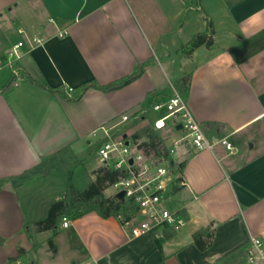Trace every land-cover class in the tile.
<instances>
[{
    "label": "crops",
    "instance_id": "crops-1",
    "mask_svg": "<svg viewBox=\"0 0 264 264\" xmlns=\"http://www.w3.org/2000/svg\"><path fill=\"white\" fill-rule=\"evenodd\" d=\"M210 23L213 44L191 51L193 37L209 34ZM19 41L15 64L22 77L11 82L8 53ZM139 65L143 74L127 86L90 88L75 102L47 88L106 85ZM187 76L185 99L206 134L228 136L236 147L230 153L220 144L202 151L179 146L162 160L150 154L156 162L170 160L187 182L175 188L171 206L183 207L188 222L178 232L136 236L132 222L79 211L68 227L45 231L57 246L52 258L55 264H217L225 258L246 264L250 236L264 238V0H0V179L16 177L0 187V229L25 223L19 190L40 182L38 175L65 174L57 170L74 162L94 181L91 132L118 124L114 135L122 130L135 144L130 138L138 141L141 130L132 121L152 113L146 124L152 128V104ZM155 132L167 136V147L179 136ZM205 228L214 236L201 250L195 234Z\"/></svg>",
    "mask_w": 264,
    "mask_h": 264
},
{
    "label": "built area",
    "instance_id": "built-area-1",
    "mask_svg": "<svg viewBox=\"0 0 264 264\" xmlns=\"http://www.w3.org/2000/svg\"><path fill=\"white\" fill-rule=\"evenodd\" d=\"M34 43H41L38 37H33ZM23 41L15 44L8 53V63L13 69L15 82L21 79L22 74L16 68L15 60L19 57V49ZM155 113L152 128L155 131L178 132L179 136L172 145L166 147L169 155L173 156L179 146L190 147L195 151L212 150L215 145H222L228 152H236L234 143L228 136L210 138L200 121L196 118L187 100L178 89L165 100L152 104ZM129 119L123 115L122 121ZM118 124L102 125L91 132L96 139L98 154L101 160L115 169L124 170L125 176L113 187L117 192L125 191V199L134 203L130 220L133 223L132 233L141 235L147 232H157L171 229L180 231L188 222L183 207L171 206L175 188L187 185L184 178L176 173L174 165L168 159L156 162L154 155H147L139 144H131L124 136H115L113 130ZM181 125V129L177 127ZM130 142L129 144L127 142ZM133 159V163H130ZM71 220L63 216L62 226L68 227ZM246 264H264V238L252 234L245 247ZM5 264H21L19 260H11ZM76 264H93L78 262Z\"/></svg>",
    "mask_w": 264,
    "mask_h": 264
},
{
    "label": "trees",
    "instance_id": "trees-1",
    "mask_svg": "<svg viewBox=\"0 0 264 264\" xmlns=\"http://www.w3.org/2000/svg\"><path fill=\"white\" fill-rule=\"evenodd\" d=\"M213 31V25L212 23H210L209 34L199 33L195 35L189 44V49L192 51L203 44H206L208 46L212 45ZM142 74L143 66L139 65L133 74L106 85H100L97 81L94 80L72 89L50 87L47 88L50 91L58 92L65 100L75 102L80 100L86 93V91L90 88H96L103 92L119 90L137 80ZM189 79L190 78L188 76L184 77L176 84L177 89L185 98H187L189 94ZM14 80L15 76L13 75L11 82ZM148 137L149 140L147 142L139 144L140 148H143L145 146L148 147L145 152L147 154H150V150H152L155 157L159 160L170 157L169 150L164 145V140L159 133L155 132L152 128H149ZM135 138L138 139L139 136H135ZM183 167L184 163L178 164L179 170H182ZM93 174H95V180L92 181L90 185L83 191H73L72 199H59L50 204L46 217L34 222L37 232H55L61 224L63 216H67L65 215V212H68L69 216H72L75 214V212L79 211H83L84 213L96 212L102 218H109L111 216L117 217L122 223L130 220L132 213L134 212L133 201L127 199L120 200L116 196L109 197L104 195V191L107 188L113 186L116 182L120 181L125 176L124 170L115 169L110 165L104 164L103 166L94 170ZM15 178L12 177L0 179V187ZM71 207L74 209L68 210ZM213 236L214 230L205 228L195 234V242L201 250H204L211 244ZM31 239L33 238L31 237ZM47 241L49 242L51 250L56 253L57 246L54 243V236H50ZM157 245L162 251V242L158 241ZM160 264H164V261H162Z\"/></svg>",
    "mask_w": 264,
    "mask_h": 264
},
{
    "label": "rangeland",
    "instance_id": "rangeland-1",
    "mask_svg": "<svg viewBox=\"0 0 264 264\" xmlns=\"http://www.w3.org/2000/svg\"><path fill=\"white\" fill-rule=\"evenodd\" d=\"M152 116L153 114L151 113L149 114V118L132 121V123L137 124L138 129L141 130L138 141H135L134 138H130L133 143L136 142L137 144H143L149 140L148 129L150 128V125L146 124L147 122H150V117ZM117 133H120L121 136L124 134L122 130L117 131L116 134ZM173 135L176 137L179 134L175 132ZM160 136L163 140L167 138L164 134H160ZM167 143L170 144V141ZM143 149L146 151L148 147L145 146ZM150 154H153L152 150H150ZM87 155L89 159L88 167L98 169L105 164L102 163L103 161L99 157L97 143L90 147ZM77 166L79 165L74 164L73 162V167H71V169L65 168L57 170L59 172L65 171V174L51 173L46 176L38 175L37 177L40 178V182L38 181L33 184L23 185L19 190L23 206L27 212V218L25 223L19 224L20 222L13 221L12 223H9L8 229H0V231H3L2 233L6 238L5 243L0 245V264H5L4 260L8 257H13L9 258V260L20 259L23 264H31L33 261L38 264H55L52 258L54 252L51 250L49 242L47 241L51 236V233L37 232L34 222L35 219L46 217L51 202L62 198L70 200L72 199L73 191H83L90 185V173L92 172L88 173V171L85 174L78 169ZM31 176L33 175H27L28 178ZM116 194L117 193L112 186L104 191L105 196L113 197L116 196ZM71 209L74 208L71 207L68 210ZM78 213L79 212H75L74 215H77ZM65 215L69 218L71 217L68 212H65ZM31 237L33 239H31ZM34 243L38 244L35 245ZM19 246H24L27 249L30 248L26 254H21L22 250L20 251ZM230 260L231 259L225 258L217 264H234ZM237 264H243V261L240 260Z\"/></svg>",
    "mask_w": 264,
    "mask_h": 264
},
{
    "label": "water",
    "instance_id": "water-1",
    "mask_svg": "<svg viewBox=\"0 0 264 264\" xmlns=\"http://www.w3.org/2000/svg\"><path fill=\"white\" fill-rule=\"evenodd\" d=\"M181 128H182L181 125H179V126L177 127V129H181ZM124 137H126V136H124ZM127 143L129 144L130 142L128 141ZM130 163H133V159H130ZM116 197H117L118 199H120V200H124V199H125V191L117 192Z\"/></svg>",
    "mask_w": 264,
    "mask_h": 264
}]
</instances>
